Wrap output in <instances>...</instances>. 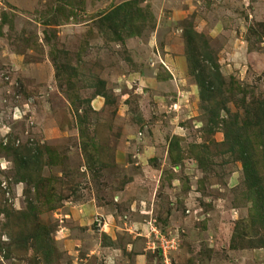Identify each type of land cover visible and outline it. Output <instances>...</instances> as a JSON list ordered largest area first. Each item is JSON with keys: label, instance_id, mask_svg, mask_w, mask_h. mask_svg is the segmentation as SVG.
Returning a JSON list of instances; mask_svg holds the SVG:
<instances>
[{"label": "rangeland", "instance_id": "1", "mask_svg": "<svg viewBox=\"0 0 264 264\" xmlns=\"http://www.w3.org/2000/svg\"><path fill=\"white\" fill-rule=\"evenodd\" d=\"M261 102L264 0H0V264H264Z\"/></svg>", "mask_w": 264, "mask_h": 264}, {"label": "trees", "instance_id": "2", "mask_svg": "<svg viewBox=\"0 0 264 264\" xmlns=\"http://www.w3.org/2000/svg\"><path fill=\"white\" fill-rule=\"evenodd\" d=\"M128 3L124 5V7H127ZM108 17L106 16L103 18L100 22L105 25L107 23ZM139 34V33H138ZM194 34L187 37V41L189 45H192L195 42V36ZM197 35V34H196ZM198 36V35H197ZM214 66V65H213ZM217 68V67H216ZM214 69L212 66L209 68V70ZM219 73L218 69H216V72L210 71L208 75H204L203 73L200 75L201 81H200V97L202 101H210L215 98V94L217 92H220L222 90V84H217L219 79ZM102 86L105 87V83H102ZM103 95V93H102ZM106 98V96L104 95ZM213 104V103H212ZM219 105V104H217ZM211 107V105H210ZM210 112H212V115L210 116V125L212 128H215L219 124L220 119V112L216 109H210ZM216 110V111H215ZM226 111L229 113V111L226 109ZM251 115V113H249ZM252 117H249L247 123L243 126H240L237 117L232 120L231 123L226 122V142L229 143V152L235 153L237 150H239V158L240 161L243 164L244 172L246 174V180L249 184L254 205L257 207L256 209L260 210L261 216L264 220V181L260 177V173L257 169V162L255 160V144L251 143L252 141L249 140V138H245L244 134L246 133V130L249 126L256 127L261 126V128H264V102H261L259 105V109L256 111V115L251 119ZM255 119V120H254ZM263 135V140L259 143V146L262 148V152L264 153V131L261 133ZM29 152V151H28ZM26 163H30L32 161L31 155L26 156ZM19 162L17 163V167L19 168ZM29 207H31V204H29ZM9 214V213H7ZM30 235L25 239L26 244L22 246H26L29 248V245L27 244V241H34L37 244V249L43 253L42 257L45 261H48L50 256L53 253L52 245L50 246L48 243H50L49 237H46L42 235V233L48 234V232L44 231L42 228L38 230L37 228H34ZM264 244V243H263ZM20 247V244L18 245ZM0 251H3L2 247L0 246ZM2 254H5L3 251ZM4 257H9V254L3 255Z\"/></svg>", "mask_w": 264, "mask_h": 264}]
</instances>
